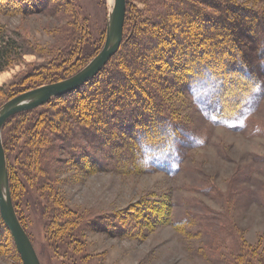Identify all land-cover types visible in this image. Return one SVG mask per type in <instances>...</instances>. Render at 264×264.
Masks as SVG:
<instances>
[{
  "label": "rangeland",
  "instance_id": "1",
  "mask_svg": "<svg viewBox=\"0 0 264 264\" xmlns=\"http://www.w3.org/2000/svg\"><path fill=\"white\" fill-rule=\"evenodd\" d=\"M215 1L235 12L236 20L243 16L249 21L254 13L259 16L255 22L264 26V0ZM125 2L131 18L132 10L148 15V7L156 4L155 0ZM111 5L110 0H0V45L16 51L13 61L0 69V107L19 92L47 82L52 72L71 73L75 64L87 59L84 52H98ZM226 36L222 47H231L232 35ZM249 38L245 34L246 46ZM213 46L207 37H200L182 48L198 54L200 62L206 58L214 63L228 56H210ZM177 57L173 62L179 61ZM54 60L55 65L47 64ZM167 60L166 56L165 62H155L150 71L140 68L139 76L143 74V82L162 102L161 113L177 126H170L167 140L144 135L146 146L167 148L178 159L173 172L147 163L150 152L142 153L139 138L121 130L113 133L112 148L81 138L64 148L49 134V142L56 144L46 158L53 179L39 189L26 174L36 165L22 164L17 146L32 133L29 123L45 105L4 123L9 193L41 264H238L235 255L241 243L264 249V75L253 110L237 129L211 122L191 92L169 85L166 78L177 84L185 77L178 70H164ZM215 66L227 77L222 106L228 110L236 105L247 78L234 67L222 66L221 60ZM253 66L263 67L264 60ZM94 159L104 165L93 164ZM54 207L62 209L67 220L54 218L50 214ZM11 242L10 235L0 230V264H22Z\"/></svg>",
  "mask_w": 264,
  "mask_h": 264
},
{
  "label": "trees",
  "instance_id": "2",
  "mask_svg": "<svg viewBox=\"0 0 264 264\" xmlns=\"http://www.w3.org/2000/svg\"><path fill=\"white\" fill-rule=\"evenodd\" d=\"M155 1V5L148 7V15L142 14V11L137 9L136 13L132 10V18L127 14L126 6L123 41L111 60L89 81L74 91L52 98L32 117L33 120L29 123V130H32V133L26 134L24 141L17 146V153H20L19 160L22 164L36 165L35 171L32 173L27 171L29 173L26 174L32 177L33 184L37 188L41 189L47 181L53 179L52 171L46 165L48 164L46 158L55 150L56 144L49 142L51 138L49 134L62 141L64 148L72 146V140L76 138L85 139L90 143L97 140L98 145L101 144L99 147L106 145L112 148L115 146L112 135L121 130L133 139L139 138L137 142L143 147L142 153H146V150L150 152L146 160L152 167L163 169L166 172L176 170L179 161L170 150L146 146L148 144L144 141L145 132L159 140L160 136L163 140H167L170 126L175 125L169 116L161 113L162 102L155 99L151 93L152 89L143 82V74L139 76L140 68L150 71L153 67L155 68V62H165L166 56L168 62L164 70L173 71L175 69L185 77V82L182 83L176 84L169 78H166V82L171 86L176 85L186 92H191L197 107L211 122L239 129L244 123L245 116L253 110V105L260 94L254 89H260L264 75V66H253L254 62L264 60V26L261 21L255 22L259 16L251 13L250 22L245 20L247 21L245 24L243 16L236 20L235 12L233 14L229 8H226V5L217 4L215 0H171L168 3L163 0ZM212 9L217 12L211 14L208 10ZM200 24L204 28L200 29ZM182 25L186 26V29ZM127 29H129L128 34L125 36ZM226 34L232 35L229 45L236 47L237 52L232 51L231 47H222L221 40L227 37ZM245 34L250 37L246 42L247 44L250 42L249 47L243 41ZM187 36L188 43H184ZM199 36L207 37L214 44L213 48L208 50L210 56L227 53L229 57L220 59L222 66L228 65L230 69L234 67L236 72H242L247 78L244 82L248 84L240 89L235 98L236 105H232L228 110H224L222 106L223 96L228 88L224 85L227 77L223 76L222 69L215 66L220 60L213 63L205 58L206 60L200 62L197 61L200 59L198 54L182 48L184 44L196 43V40L200 39ZM95 52H84L83 57L87 56L85 62ZM15 53L16 51L9 52L6 44L0 45L1 70L13 61ZM176 55L181 64L177 60L173 62ZM64 58L66 61V56ZM56 61L47 64L53 66ZM82 65L75 64L72 67L75 69L68 74L61 75L62 73L52 72L51 79L44 83L69 77L76 73ZM44 83L40 82L37 86ZM143 93L148 94L147 98ZM28 112L25 110L11 116L10 122L13 123L18 118L22 119L21 117ZM36 124H41V127H36ZM137 126H140L141 130L144 129V134L136 131ZM135 131L138 136L134 134ZM171 131L174 134L176 128ZM5 138V132H2L4 147ZM163 140L160 142L162 143ZM105 154H107L106 157L112 158L109 153H103L104 157ZM92 162L100 167L104 165L101 159H94ZM47 195L48 192H46ZM62 211L54 207L50 214L62 222L67 220L62 215ZM17 216L24 227L21 218ZM0 230L8 233L12 239L11 243L14 242L1 216ZM13 244L15 246V243ZM238 246L235 255L238 264H264V249H258L250 244L244 246L242 243Z\"/></svg>",
  "mask_w": 264,
  "mask_h": 264
},
{
  "label": "water",
  "instance_id": "3",
  "mask_svg": "<svg viewBox=\"0 0 264 264\" xmlns=\"http://www.w3.org/2000/svg\"><path fill=\"white\" fill-rule=\"evenodd\" d=\"M125 1H112L104 44L86 65L69 77L19 92L0 107V216L12 235L13 243H15L23 264H41V262L27 231L24 230L17 216L9 193L5 169L6 155L1 135L2 127L7 119L16 113L35 108L54 97L74 91L102 70L110 58L115 55L122 41V26H124L126 13Z\"/></svg>",
  "mask_w": 264,
  "mask_h": 264
},
{
  "label": "bare ground",
  "instance_id": "4",
  "mask_svg": "<svg viewBox=\"0 0 264 264\" xmlns=\"http://www.w3.org/2000/svg\"><path fill=\"white\" fill-rule=\"evenodd\" d=\"M113 0H110V2L113 4V2H112ZM2 80V76L0 75V81Z\"/></svg>",
  "mask_w": 264,
  "mask_h": 264
},
{
  "label": "snow or ice",
  "instance_id": "5",
  "mask_svg": "<svg viewBox=\"0 0 264 264\" xmlns=\"http://www.w3.org/2000/svg\"><path fill=\"white\" fill-rule=\"evenodd\" d=\"M255 91H259V88H257V89H254Z\"/></svg>",
  "mask_w": 264,
  "mask_h": 264
}]
</instances>
